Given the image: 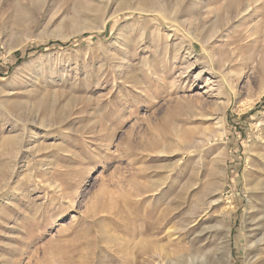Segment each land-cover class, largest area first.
<instances>
[{
    "label": "rangeland",
    "instance_id": "obj_1",
    "mask_svg": "<svg viewBox=\"0 0 264 264\" xmlns=\"http://www.w3.org/2000/svg\"><path fill=\"white\" fill-rule=\"evenodd\" d=\"M143 2L0 0V264H264V0Z\"/></svg>",
    "mask_w": 264,
    "mask_h": 264
},
{
    "label": "bare ground",
    "instance_id": "obj_2",
    "mask_svg": "<svg viewBox=\"0 0 264 264\" xmlns=\"http://www.w3.org/2000/svg\"><path fill=\"white\" fill-rule=\"evenodd\" d=\"M125 3H126V1H125ZM142 5H143V8L142 9H139V11H141L142 13H148V14H151V13H160L161 12V10L162 9H160L161 7H159L158 5H156L155 3H153V2H151V0H144V2L142 3ZM235 7H234V12L236 13V15H238V16H243L245 13H248V11H250V9H251V5H247V6H241L242 5V2H241V4L239 3V2H235ZM134 7V6H133ZM242 7H244V8H242ZM129 8V7H128ZM125 10V8H118L112 15H109L108 17H106L105 19H103V18H101V16H100V19H102V20H100L99 19V17H97V18H95L96 19V22L98 23V29L99 30H103L104 28H105V26H106V24L109 22V20H110V18L111 17H114V15H117V13H119V12H122V11H124ZM183 12V11H182ZM230 14V13H229ZM154 15V14H153ZM97 28V27H96ZM222 32V31H221ZM217 33H219L218 31H217ZM188 53V52H187ZM264 95V88L262 89V92H261V95ZM246 106V105H245ZM249 107H251V106H249ZM248 109V108H247ZM207 132H208V134L209 135H211L212 136V134L214 133L213 131V129L212 128H208L207 130H206ZM223 132V131H222ZM210 137V136H209ZM210 139V138H209ZM195 144V143H194ZM194 144H190L189 146H185V148H186V150L187 151H189L190 153H193L194 152V148L195 147H197V144L196 145H194ZM56 188H58L59 189V191L58 192H60V194L62 193V195H64L65 197H67L68 198V200H69V204H70V207H73V205H75V200H73V199H71V197H74L75 198V194L76 193H74L73 195L74 196H69L67 193H65V190H64V188L62 187V186H60V185H57V187ZM55 188V189H56ZM63 197V196H62ZM64 197V198H65ZM61 200V199H60ZM61 202V201H60ZM64 202V201H63ZM92 208V207H91ZM87 213H89V212H87Z\"/></svg>",
    "mask_w": 264,
    "mask_h": 264
},
{
    "label": "trees",
    "instance_id": "obj_3",
    "mask_svg": "<svg viewBox=\"0 0 264 264\" xmlns=\"http://www.w3.org/2000/svg\"><path fill=\"white\" fill-rule=\"evenodd\" d=\"M60 44V43H59Z\"/></svg>",
    "mask_w": 264,
    "mask_h": 264
}]
</instances>
